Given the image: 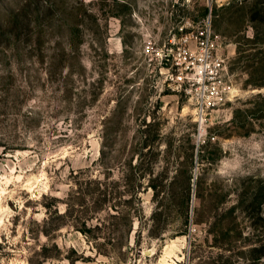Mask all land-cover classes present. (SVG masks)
Returning a JSON list of instances; mask_svg holds the SVG:
<instances>
[{
  "label": "rangeland",
  "instance_id": "1",
  "mask_svg": "<svg viewBox=\"0 0 264 264\" xmlns=\"http://www.w3.org/2000/svg\"><path fill=\"white\" fill-rule=\"evenodd\" d=\"M263 3L0 0V264H264ZM209 12L199 126L144 46Z\"/></svg>",
  "mask_w": 264,
  "mask_h": 264
},
{
  "label": "built area",
  "instance_id": "2",
  "mask_svg": "<svg viewBox=\"0 0 264 264\" xmlns=\"http://www.w3.org/2000/svg\"><path fill=\"white\" fill-rule=\"evenodd\" d=\"M191 26L181 28L179 35L174 33L160 47L155 48L150 39L144 49L151 59L159 55L160 62L168 64L165 79L194 105L201 126L208 113L226 100L233 84L219 51L220 35L214 30L211 12Z\"/></svg>",
  "mask_w": 264,
  "mask_h": 264
},
{
  "label": "trees",
  "instance_id": "3",
  "mask_svg": "<svg viewBox=\"0 0 264 264\" xmlns=\"http://www.w3.org/2000/svg\"><path fill=\"white\" fill-rule=\"evenodd\" d=\"M261 10L264 12V3L261 6ZM36 16L39 20H41L44 17V14L40 11L38 13H36ZM264 18V17H263ZM264 38V37H263Z\"/></svg>",
  "mask_w": 264,
  "mask_h": 264
}]
</instances>
